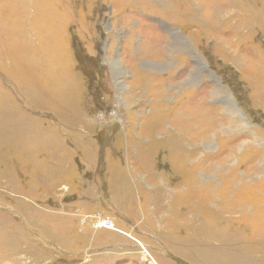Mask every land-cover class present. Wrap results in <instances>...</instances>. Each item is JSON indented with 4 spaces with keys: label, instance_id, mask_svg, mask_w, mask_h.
<instances>
[{
    "label": "rangeland",
    "instance_id": "374dc122",
    "mask_svg": "<svg viewBox=\"0 0 264 264\" xmlns=\"http://www.w3.org/2000/svg\"><path fill=\"white\" fill-rule=\"evenodd\" d=\"M0 264H264V0H0Z\"/></svg>",
    "mask_w": 264,
    "mask_h": 264
},
{
    "label": "crops",
    "instance_id": "0c3cea01",
    "mask_svg": "<svg viewBox=\"0 0 264 264\" xmlns=\"http://www.w3.org/2000/svg\"><path fill=\"white\" fill-rule=\"evenodd\" d=\"M91 9H92L91 11L93 13L94 12V8L92 7ZM100 19H101V13H100ZM100 19H99V21H100ZM88 21L89 20H87V22ZM69 24H72L71 26L74 27L75 25H79V21H78V19H76L75 17H73L72 21L70 23H68V25ZM121 25H124V24H121ZM92 28H93V34H94V38L92 40V43H93V41L96 40V32L98 33L99 26L95 22H93L92 23ZM83 31H84V28L75 29L72 32V34H74L73 35L74 38H73L72 35H69V42H68L69 46H68V48L69 47L71 48V51L73 53V58H74V61L75 62H76V58H75V49H74V45H73V42L74 41L72 42V40L75 39V44L76 43H78V44L80 43L81 46L84 48V50H86V48H88V46L85 45V40H84V37L82 35V32ZM109 32H110V30H107V35H109ZM116 35H117L116 34V27H114V34H113V36H116ZM128 36H131V35L126 34L125 38L128 37ZM145 40L148 41L146 38H145ZM98 42H99V40L97 41V43ZM189 42H190L191 47H196L195 42L193 43L190 40H189ZM108 43H109V41H108ZM168 44H169V46L171 48V46H172L171 40L168 41ZM160 46H161V48H163L162 44ZM168 51L169 50L163 48V50L162 49L159 50V54H157V55H155L153 52H148L146 54L145 53H141L140 63L141 62H144V63H152V64H156L157 63L163 70L168 69L167 66L172 65V67L170 68L171 71H168V72H171L175 76V74H178L180 72V68H181L180 67L181 62L179 63V61H178V60H181V58L178 59V56L180 55L181 50H180V48L179 49H175V47L173 46L172 49H171V52L169 53ZM167 55H168V57H167ZM124 57L125 58L128 57V54L123 52V61L125 62ZM165 58L166 59H170V60H167V62H165V60H163ZM85 59H87V58H85ZM109 61L110 62L112 61V57H110ZM77 66H79V65L76 62V67ZM164 66H166V67H164ZM144 67H142L139 70H136L135 73L137 74L138 78L141 79L142 81H145V83H146L147 79L150 78V76H153L154 77V75H156V76H159V77H164L163 72L162 73L154 72V71H151L150 70V69H154V68L149 67V66H144ZM168 72L166 74L167 75L166 77H169V74H171V73L168 74ZM166 77H165V79H166ZM190 81L195 82L194 79L193 80L190 79ZM148 84H149V82H148ZM152 84H154V83H152ZM155 85L158 86V83H155ZM148 87H150V85ZM159 88L157 87L156 93H160L158 91ZM81 123L83 124L84 122H80L79 124H81Z\"/></svg>",
    "mask_w": 264,
    "mask_h": 264
},
{
    "label": "built area",
    "instance_id": "2783aa9c",
    "mask_svg": "<svg viewBox=\"0 0 264 264\" xmlns=\"http://www.w3.org/2000/svg\"><path fill=\"white\" fill-rule=\"evenodd\" d=\"M105 115H109V113L107 112V114H105ZM107 222H108L107 220L102 219L100 221L98 220L97 221V224H99L101 226H104L105 224H107Z\"/></svg>",
    "mask_w": 264,
    "mask_h": 264
},
{
    "label": "trees",
    "instance_id": "16d2710c",
    "mask_svg": "<svg viewBox=\"0 0 264 264\" xmlns=\"http://www.w3.org/2000/svg\"><path fill=\"white\" fill-rule=\"evenodd\" d=\"M76 46H77V49L82 52V49L80 48V46L77 43H76Z\"/></svg>",
    "mask_w": 264,
    "mask_h": 264
},
{
    "label": "clouds",
    "instance_id": "9594fccd",
    "mask_svg": "<svg viewBox=\"0 0 264 264\" xmlns=\"http://www.w3.org/2000/svg\"><path fill=\"white\" fill-rule=\"evenodd\" d=\"M78 44V43H77ZM79 45V44H78Z\"/></svg>",
    "mask_w": 264,
    "mask_h": 264
}]
</instances>
